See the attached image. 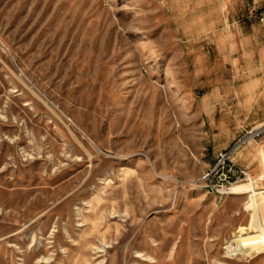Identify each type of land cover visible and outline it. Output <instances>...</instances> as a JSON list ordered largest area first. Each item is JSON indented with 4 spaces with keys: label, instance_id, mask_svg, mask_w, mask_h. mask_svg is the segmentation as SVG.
<instances>
[{
    "label": "rangeland",
    "instance_id": "rangeland-1",
    "mask_svg": "<svg viewBox=\"0 0 264 264\" xmlns=\"http://www.w3.org/2000/svg\"><path fill=\"white\" fill-rule=\"evenodd\" d=\"M264 0H0V264H264Z\"/></svg>",
    "mask_w": 264,
    "mask_h": 264
},
{
    "label": "built area",
    "instance_id": "built-area-1",
    "mask_svg": "<svg viewBox=\"0 0 264 264\" xmlns=\"http://www.w3.org/2000/svg\"><path fill=\"white\" fill-rule=\"evenodd\" d=\"M264 138V123L247 128L227 149L220 151L215 164L205 175L204 179L210 182L208 186L212 193L224 195L228 193L239 179H250V172L239 165L235 158L248 145Z\"/></svg>",
    "mask_w": 264,
    "mask_h": 264
},
{
    "label": "bare ground",
    "instance_id": "bare-ground-1",
    "mask_svg": "<svg viewBox=\"0 0 264 264\" xmlns=\"http://www.w3.org/2000/svg\"><path fill=\"white\" fill-rule=\"evenodd\" d=\"M240 186H242V185L234 186V187L231 189V190H232V191H231V194H232V193H236V192H238V191H239L238 188H239Z\"/></svg>",
    "mask_w": 264,
    "mask_h": 264
},
{
    "label": "crops",
    "instance_id": "crops-1",
    "mask_svg": "<svg viewBox=\"0 0 264 264\" xmlns=\"http://www.w3.org/2000/svg\"><path fill=\"white\" fill-rule=\"evenodd\" d=\"M232 194L241 195L242 193L236 192V193H232Z\"/></svg>",
    "mask_w": 264,
    "mask_h": 264
}]
</instances>
